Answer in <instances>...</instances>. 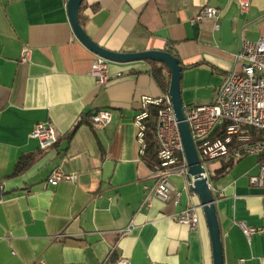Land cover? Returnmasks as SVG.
I'll return each mask as SVG.
<instances>
[{"label":"crops","instance_id":"crops-1","mask_svg":"<svg viewBox=\"0 0 264 264\" xmlns=\"http://www.w3.org/2000/svg\"><path fill=\"white\" fill-rule=\"evenodd\" d=\"M66 4L0 0V264H114L121 257L129 264H213L205 215L185 176L170 178L178 200L143 202L155 180L133 120L141 96L165 94L150 64L109 61L98 84L90 73L95 54L75 36ZM204 6L218 8L217 18L192 22ZM79 21L111 51L170 48L182 65L187 106L211 102L240 70L241 40L264 34V0H250L244 13L236 0H84ZM24 46L31 49L25 62ZM101 109L111 119L95 128L90 116ZM39 121L58 135L45 149L30 136ZM22 156L31 162L13 175ZM260 160L246 155L211 179L223 264H264V187L250 183ZM55 168L76 181L47 183ZM192 206L195 228L177 220ZM241 222L259 229L247 236Z\"/></svg>","mask_w":264,"mask_h":264},{"label":"built area","instance_id":"built-area-1","mask_svg":"<svg viewBox=\"0 0 264 264\" xmlns=\"http://www.w3.org/2000/svg\"><path fill=\"white\" fill-rule=\"evenodd\" d=\"M239 11L246 12L250 0H236ZM218 8L202 7L192 18V22L203 18H217ZM217 26V25H215ZM31 49L24 46L20 60L28 61ZM237 58L242 64L238 72L232 71L219 86L213 100L208 103H194L184 107L185 120L188 123L191 138L195 146L200 164L204 169L209 186L216 174L211 168L213 162L232 163L246 155L261 157L259 170L250 177L254 186L264 187V34L256 40L242 39ZM109 60L96 55L91 63L90 73L98 84L107 79L106 67ZM151 104H162L158 110L154 136L158 145L155 157L146 154L145 123L148 107ZM111 119L108 109H101L90 116V122L95 128L104 127ZM137 132L140 155L152 168L154 186H145L146 193L143 202L150 197L168 201L171 197L179 199L180 191L176 190L170 178L173 174L186 177L185 187L190 188L192 179L188 178V163L177 127V120L171 107L167 93L159 97L143 95L140 97L139 111L133 120ZM30 136L37 139L40 149H45L57 142L58 135L49 121H39L34 124ZM75 173L63 172L55 168L50 173L47 183L56 185L62 180L75 182ZM192 206L184 209L177 220L195 228L197 223L196 209ZM247 236L259 228L240 223ZM114 264H129L126 258H118Z\"/></svg>","mask_w":264,"mask_h":264},{"label":"water","instance_id":"water-1","mask_svg":"<svg viewBox=\"0 0 264 264\" xmlns=\"http://www.w3.org/2000/svg\"><path fill=\"white\" fill-rule=\"evenodd\" d=\"M84 0H67V14L72 30L77 39L94 54L109 61L131 62L153 60L162 63L169 70V85L167 94L177 120V127L188 163V178L192 179L190 189L198 196L200 207L205 215L209 237L212 245L213 264H223L222 243L219 224L215 210V199L211 187L203 175L204 169L200 164L198 154L193 144L188 123L185 120L184 103L180 93L182 65L177 56L167 50L148 49L134 52H117L108 50L94 42L86 34L79 21V9ZM1 197V193H0Z\"/></svg>","mask_w":264,"mask_h":264},{"label":"trees","instance_id":"trees-1","mask_svg":"<svg viewBox=\"0 0 264 264\" xmlns=\"http://www.w3.org/2000/svg\"><path fill=\"white\" fill-rule=\"evenodd\" d=\"M82 5V3H81ZM80 5V9H81ZM79 9V13H80ZM170 53L175 55L170 48L167 49ZM150 64V74L158 84V86L166 93L168 90L169 85V70L162 64L153 60H146ZM162 104H151L148 107V116L144 120L145 123V142H146V154L153 158L156 155V151L158 149V145L154 136L155 131V125H156V119L158 110L162 107ZM31 162L30 157L22 156L18 162L16 163L13 175H16L24 170V168ZM222 163V165L218 168L216 174L222 173L229 165Z\"/></svg>","mask_w":264,"mask_h":264}]
</instances>
